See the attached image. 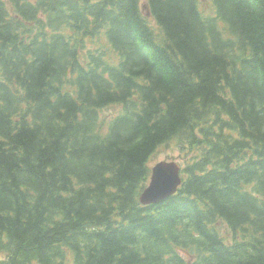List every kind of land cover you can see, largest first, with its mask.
I'll list each match as a JSON object with an SVG mask.
<instances>
[{
	"label": "trees",
	"instance_id": "obj_1",
	"mask_svg": "<svg viewBox=\"0 0 264 264\" xmlns=\"http://www.w3.org/2000/svg\"><path fill=\"white\" fill-rule=\"evenodd\" d=\"M0 264H264V0H0Z\"/></svg>",
	"mask_w": 264,
	"mask_h": 264
},
{
	"label": "water",
	"instance_id": "obj_2",
	"mask_svg": "<svg viewBox=\"0 0 264 264\" xmlns=\"http://www.w3.org/2000/svg\"><path fill=\"white\" fill-rule=\"evenodd\" d=\"M157 167L153 170V176L149 186L141 193L140 199L142 202L157 201L161 196L169 193L176 185V180L178 177V167L176 164H165L160 163L156 165ZM171 181V186L168 189L162 190L160 193L158 189L161 186H166Z\"/></svg>",
	"mask_w": 264,
	"mask_h": 264
},
{
	"label": "rangeland",
	"instance_id": "obj_3",
	"mask_svg": "<svg viewBox=\"0 0 264 264\" xmlns=\"http://www.w3.org/2000/svg\"><path fill=\"white\" fill-rule=\"evenodd\" d=\"M121 110V106L119 105H112L107 108H104L100 111L98 118H97V124L100 122L101 125L106 128L107 122L112 119L114 116H116ZM178 154V150L174 145H170L169 148H159L157 152L154 154L152 158V161L150 162L151 165L156 162L157 160H167L170 156L176 157ZM219 229L223 234L226 233V227L224 224L219 225Z\"/></svg>",
	"mask_w": 264,
	"mask_h": 264
},
{
	"label": "bare ground",
	"instance_id": "obj_4",
	"mask_svg": "<svg viewBox=\"0 0 264 264\" xmlns=\"http://www.w3.org/2000/svg\"><path fill=\"white\" fill-rule=\"evenodd\" d=\"M194 37V36H193ZM206 52V51H205ZM41 81V80H40ZM156 125V124H155ZM230 131V130H229ZM174 133V132H173ZM168 143V142H167ZM170 144H172V142L170 143ZM169 144V145H170ZM159 147H161V146H159ZM167 147V146H166ZM155 149V148H154ZM242 150V149H241ZM240 151V150H239ZM151 159V157L149 158V160ZM75 164V163H74ZM73 180V179H72ZM182 182H183V177H180V178H178L177 180H176V185L177 186H181L182 185ZM251 197V196H250ZM29 213V212H28ZM81 218V217H80ZM118 219V218H117ZM52 225V224H51ZM91 225V224H90ZM81 230V229H80ZM69 237V236H68ZM9 239V238H8Z\"/></svg>",
	"mask_w": 264,
	"mask_h": 264
}]
</instances>
